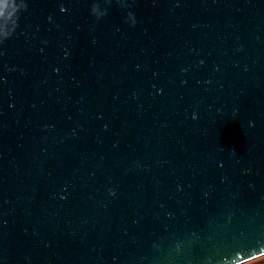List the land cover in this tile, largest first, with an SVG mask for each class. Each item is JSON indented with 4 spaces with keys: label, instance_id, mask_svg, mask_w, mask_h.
Returning <instances> with one entry per match:
<instances>
[{
    "label": "water",
    "instance_id": "water-1",
    "mask_svg": "<svg viewBox=\"0 0 264 264\" xmlns=\"http://www.w3.org/2000/svg\"><path fill=\"white\" fill-rule=\"evenodd\" d=\"M264 256V0H0V264Z\"/></svg>",
    "mask_w": 264,
    "mask_h": 264
},
{
    "label": "rangeland",
    "instance_id": "rangeland-1",
    "mask_svg": "<svg viewBox=\"0 0 264 264\" xmlns=\"http://www.w3.org/2000/svg\"><path fill=\"white\" fill-rule=\"evenodd\" d=\"M245 264H264V256Z\"/></svg>",
    "mask_w": 264,
    "mask_h": 264
}]
</instances>
